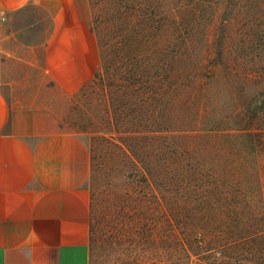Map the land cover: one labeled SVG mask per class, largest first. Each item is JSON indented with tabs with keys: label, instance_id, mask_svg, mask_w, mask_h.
I'll return each mask as SVG.
<instances>
[{
	"label": "rangeland",
	"instance_id": "1",
	"mask_svg": "<svg viewBox=\"0 0 264 264\" xmlns=\"http://www.w3.org/2000/svg\"><path fill=\"white\" fill-rule=\"evenodd\" d=\"M89 5L99 67L63 122L91 155L88 264H173L197 205L264 264V0Z\"/></svg>",
	"mask_w": 264,
	"mask_h": 264
},
{
	"label": "crops",
	"instance_id": "2",
	"mask_svg": "<svg viewBox=\"0 0 264 264\" xmlns=\"http://www.w3.org/2000/svg\"><path fill=\"white\" fill-rule=\"evenodd\" d=\"M99 61L89 0H0V264H88L91 155L63 122Z\"/></svg>",
	"mask_w": 264,
	"mask_h": 264
},
{
	"label": "trees",
	"instance_id": "3",
	"mask_svg": "<svg viewBox=\"0 0 264 264\" xmlns=\"http://www.w3.org/2000/svg\"><path fill=\"white\" fill-rule=\"evenodd\" d=\"M197 214H194V213ZM176 221V220H175ZM193 221H197L193 223ZM211 217L209 212L203 206H195V208H187L186 214L180 216L177 214V228L174 237L173 264H232L230 262L231 255L226 252L225 248H238V240L225 239L221 241V236L214 234L210 226ZM183 230H182V229ZM91 229V224L89 232ZM187 231V232H186ZM216 233V232H215ZM168 239V238H167ZM240 241V240H239ZM259 244L253 237H245L243 244ZM196 258V261L192 259ZM235 260V258H233ZM163 264H172L171 262Z\"/></svg>",
	"mask_w": 264,
	"mask_h": 264
}]
</instances>
